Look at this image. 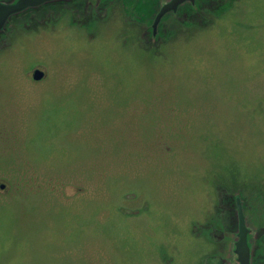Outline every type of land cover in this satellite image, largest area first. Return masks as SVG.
Returning a JSON list of instances; mask_svg holds the SVG:
<instances>
[{"label":"rangeland","instance_id":"rangeland-1","mask_svg":"<svg viewBox=\"0 0 264 264\" xmlns=\"http://www.w3.org/2000/svg\"><path fill=\"white\" fill-rule=\"evenodd\" d=\"M168 1L0 33V264H264V0Z\"/></svg>","mask_w":264,"mask_h":264},{"label":"water","instance_id":"water-1","mask_svg":"<svg viewBox=\"0 0 264 264\" xmlns=\"http://www.w3.org/2000/svg\"><path fill=\"white\" fill-rule=\"evenodd\" d=\"M56 0H17L15 3L6 4L0 3V33L4 30L5 25L8 23L10 17L16 16L29 8H37L45 3L53 2ZM189 3L193 5L195 0H170L163 4L156 14L152 29L155 32L158 23L163 18L164 15L170 12H176L177 9L185 4ZM44 73L35 70L32 78L34 81H39L43 78ZM4 186H1L3 188ZM237 205V236L236 242L234 244V254L236 256V264H251V252L248 245V234L249 230L245 225V220L242 214L241 206L239 201L236 202Z\"/></svg>","mask_w":264,"mask_h":264},{"label":"flooded vegetation","instance_id":"flooded-vegetation-1","mask_svg":"<svg viewBox=\"0 0 264 264\" xmlns=\"http://www.w3.org/2000/svg\"><path fill=\"white\" fill-rule=\"evenodd\" d=\"M17 0H0V3H6V4H11V3H15ZM76 1H79L80 2V4L82 5V4H84V5H87L88 4V2H89V0H56V1H53V2H49V3H56V4H54V5H66V4H72V3H74V2H76ZM49 3H45V4H43V5H45V6H47ZM62 3H66V4H62ZM43 5H41V6H43ZM50 5V4H49ZM41 6H39V7H41ZM180 7H182V6H180ZM180 7L178 8V9H180ZM38 8V7H37ZM31 9H35V8H29V9H27L26 11H24V12H22V13H20V14H18V15H14V16H12V17H10V19H9V21H8V23L11 21V19H13V18H17V17H19V16H22V15H24L25 13H27V11L28 10H31ZM22 17H24V16H22ZM7 25V24H6ZM5 25V26H6Z\"/></svg>","mask_w":264,"mask_h":264},{"label":"trees","instance_id":"trees-1","mask_svg":"<svg viewBox=\"0 0 264 264\" xmlns=\"http://www.w3.org/2000/svg\"><path fill=\"white\" fill-rule=\"evenodd\" d=\"M189 3H186L185 5H188ZM189 5H191V4H189ZM181 8V7H180ZM258 254V253H257ZM256 253L254 254V257H256V255H257ZM254 257H253V259H254Z\"/></svg>","mask_w":264,"mask_h":264}]
</instances>
